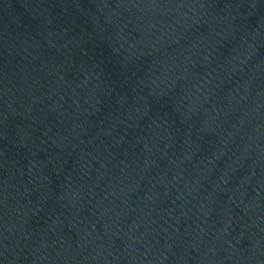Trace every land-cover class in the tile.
<instances>
[{"label": "water", "instance_id": "water-1", "mask_svg": "<svg viewBox=\"0 0 264 264\" xmlns=\"http://www.w3.org/2000/svg\"><path fill=\"white\" fill-rule=\"evenodd\" d=\"M0 264H264V0H0Z\"/></svg>", "mask_w": 264, "mask_h": 264}]
</instances>
